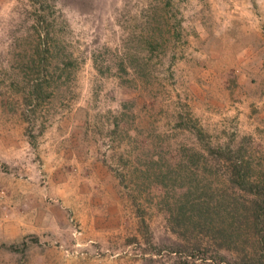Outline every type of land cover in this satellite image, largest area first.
Segmentation results:
<instances>
[{"label": "rangeland", "instance_id": "1", "mask_svg": "<svg viewBox=\"0 0 264 264\" xmlns=\"http://www.w3.org/2000/svg\"><path fill=\"white\" fill-rule=\"evenodd\" d=\"M263 235L264 0H0V264H260Z\"/></svg>", "mask_w": 264, "mask_h": 264}, {"label": "trees", "instance_id": "2", "mask_svg": "<svg viewBox=\"0 0 264 264\" xmlns=\"http://www.w3.org/2000/svg\"><path fill=\"white\" fill-rule=\"evenodd\" d=\"M257 246H258L257 249H259V251H260V258H261L259 263L264 264V240L261 241ZM27 247H28L27 237H23L15 243H10V244L2 243V244H0V249L10 251L12 253L24 252ZM250 259H251V256H250Z\"/></svg>", "mask_w": 264, "mask_h": 264}]
</instances>
